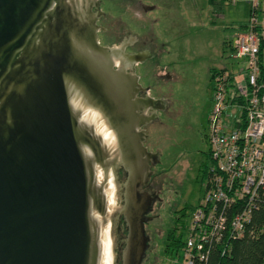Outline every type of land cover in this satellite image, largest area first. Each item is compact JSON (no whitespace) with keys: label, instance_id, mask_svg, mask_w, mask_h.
<instances>
[{"label":"water","instance_id":"1","mask_svg":"<svg viewBox=\"0 0 264 264\" xmlns=\"http://www.w3.org/2000/svg\"><path fill=\"white\" fill-rule=\"evenodd\" d=\"M98 2L0 0V264H142L154 247L164 190L142 126L172 101L134 74L154 38L98 44Z\"/></svg>","mask_w":264,"mask_h":264},{"label":"built area","instance_id":"2","mask_svg":"<svg viewBox=\"0 0 264 264\" xmlns=\"http://www.w3.org/2000/svg\"><path fill=\"white\" fill-rule=\"evenodd\" d=\"M246 25L231 39L235 58L246 68L214 91L208 126L213 164L203 199L186 227L185 264H193V248L204 260L211 245L241 235L264 191V0H250ZM228 106L242 107L232 125L225 122Z\"/></svg>","mask_w":264,"mask_h":264},{"label":"flooded vegetation","instance_id":"3","mask_svg":"<svg viewBox=\"0 0 264 264\" xmlns=\"http://www.w3.org/2000/svg\"><path fill=\"white\" fill-rule=\"evenodd\" d=\"M98 4V8L105 15L97 18L95 24L99 26L101 23L108 30L96 31L97 42L100 46L113 43L117 46L120 36H115L113 32H120L123 28L140 39H143L144 36L147 37V40H150L151 37L154 38L152 44L156 46L152 45V51H149V54L153 56L142 61H135L133 67L134 74L140 76L137 78L140 87L150 86L146 89L148 96L154 99L167 98L172 101L171 105L166 108L168 112L155 110L159 121H147L142 126L143 134H147L143 140L144 146L153 153L156 152V149L159 151V162L152 164L147 183L162 171L158 174L156 184L161 182L160 187L164 190L168 188V185L165 186L169 181H167L169 172H174L176 165L179 164L178 162L170 163L168 154H186L188 152L184 147L188 146V142H190L189 146L191 145L198 126L192 116H195L199 111L200 117L205 123L208 140L214 91L218 84H223L230 78V74L234 70L227 69V62L223 56L207 60V80L202 82V87L199 86V82L188 84L182 75L175 71L172 62L168 61L167 57L170 52L169 46L172 44L170 33L171 30L178 28L180 16L167 0H100ZM208 6L212 9L213 15L218 18L223 16V3L220 0H208ZM170 7L173 8L176 18L174 15L173 18L171 17ZM91 10L94 11V6L91 7ZM156 12H159V15ZM152 13H156V15H151ZM156 26L159 27L157 31ZM175 36L173 35V37ZM133 44L132 46L126 45L123 52L133 54L147 47V43L143 42L138 46L137 42ZM181 89H189V91L182 94ZM182 145L183 148H181ZM208 176L209 170L208 172L204 170L203 178L207 179ZM158 196L160 197V194ZM182 209L183 207L180 210L177 209V212L179 210V213L182 214ZM147 216H150V213ZM148 222L145 223V230Z\"/></svg>","mask_w":264,"mask_h":264},{"label":"rangeland","instance_id":"4","mask_svg":"<svg viewBox=\"0 0 264 264\" xmlns=\"http://www.w3.org/2000/svg\"><path fill=\"white\" fill-rule=\"evenodd\" d=\"M167 1L180 16L178 28L170 33L172 44L169 46L167 60L172 62L175 71L179 72L188 84L199 82V86H203L202 82L207 80V60L211 58L223 56L227 69L234 72L246 68L244 60L235 58L230 40L240 25L248 23L250 0H220L223 3V16L219 18L211 12L208 0ZM172 7L169 12L172 18L173 15L176 18ZM156 13L159 15V12ZM158 28L155 27L156 31ZM189 89H181V93H186ZM241 110V106H228L226 124L232 125L234 117ZM199 112L192 116L198 126L191 145L189 146L188 142V146L181 147L186 148L188 152L168 154L170 163L179 164L177 163L174 172H169V181L165 186L168 185V188L164 189V194L159 193L160 197L164 198L163 202H155L160 219L147 223L146 233H149L151 241H154V247L146 251L147 259L142 264H185L183 251H166V237L174 225L179 226L175 224V220L182 207L181 213L185 214L182 217L184 224L187 226L192 222L193 215L203 199L206 182V178H203L204 170L208 172L212 165L207 131ZM151 214H155V211H151L150 216Z\"/></svg>","mask_w":264,"mask_h":264},{"label":"trees","instance_id":"5","mask_svg":"<svg viewBox=\"0 0 264 264\" xmlns=\"http://www.w3.org/2000/svg\"><path fill=\"white\" fill-rule=\"evenodd\" d=\"M246 24L238 30H244ZM231 45V40H230ZM264 48V40L261 49ZM213 164V162H212ZM180 214L175 220L174 227L166 237V251L177 252L186 250V225ZM205 250V249H204ZM193 264H264V191L260 193L255 207L252 209L250 221L246 223L241 235H227L220 242L209 247L206 259L201 260V251L191 250Z\"/></svg>","mask_w":264,"mask_h":264}]
</instances>
